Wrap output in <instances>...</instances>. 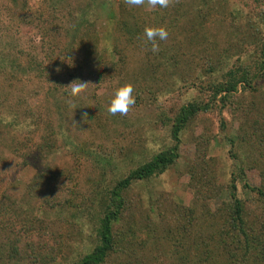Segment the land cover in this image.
I'll return each instance as SVG.
<instances>
[{
    "label": "rangeland",
    "instance_id": "obj_1",
    "mask_svg": "<svg viewBox=\"0 0 264 264\" xmlns=\"http://www.w3.org/2000/svg\"><path fill=\"white\" fill-rule=\"evenodd\" d=\"M88 1L92 24L80 25L83 39L72 42L73 15ZM263 8L264 0H171L165 9L125 0H0V264H74L89 252L109 189L173 144L163 115L206 102L219 64L251 59L264 34L263 27L256 41L251 36ZM123 21L139 29L128 35ZM150 26L169 32L156 53L144 36ZM79 80L87 87L72 97ZM122 84L133 86L136 104L112 116L108 100ZM252 85H238L233 103L197 114L180 133L176 162L123 191L106 264H225L226 249L203 263L178 254L195 248L204 258L206 246L215 249L231 175L258 228L264 203L243 182L262 184L264 145L244 136L252 122L239 116L251 103L252 112L264 111V75ZM260 248L257 264H264Z\"/></svg>",
    "mask_w": 264,
    "mask_h": 264
},
{
    "label": "trees",
    "instance_id": "obj_2",
    "mask_svg": "<svg viewBox=\"0 0 264 264\" xmlns=\"http://www.w3.org/2000/svg\"><path fill=\"white\" fill-rule=\"evenodd\" d=\"M90 11L94 13V8L88 1V3L85 4V6H83L78 13L73 15V18L75 17V22L70 33L72 42H78L83 39L81 34L84 29L80 25L92 24V22L89 21L86 16ZM156 13L158 12H153V14ZM256 17L258 19L257 21H260L262 25L261 28L259 25H255L256 27L252 25L255 34L251 33V36L254 38V40L257 37V34H261V29L264 27V8L258 12ZM124 22L125 21H123L122 24L124 25L125 32L128 35H132L134 30L139 29L138 26H127L126 22ZM237 48L242 49V44L240 43ZM249 55L251 56V59L248 61L238 58L236 60V64H233L229 68H225L219 64L218 71L220 73H218V79L216 81L211 80L208 83L210 97L206 102L190 101L188 103L182 104L172 117L169 118L167 115L162 116L164 121L170 123V135L174 141L173 144L163 150H160L149 160L131 169L124 178L120 179L113 187L109 189V195L105 197V200L107 199L108 202L105 204V207L103 206L104 208H102V210H100L95 216L97 221L95 226L97 241L93 248L89 252L81 255L74 264H106L115 248L113 225L120 214L121 207L124 204V198L122 195L123 191L133 181L143 180L151 176L158 175L167 170L176 162L179 156L178 144L180 141V133L182 129L186 127L189 121H191L200 112L211 109L216 103H220L221 107L226 104L233 103L232 97L238 90V85L244 91L246 89H254L252 88L253 80L264 75V34H262V40L259 43L254 44ZM210 71L212 72V70ZM255 109H258L257 105L251 103L247 109H242L239 118L241 119V122L244 123H250L249 121L252 122V124H250L251 127L249 128V131H244V136L247 137L250 133L253 142L252 145L258 146L260 144L264 145V111L261 110L262 112H252ZM256 116H258V118H254ZM0 123H2L1 118ZM245 126L246 125H240L241 129H243ZM248 126L249 125H247V127ZM221 129H224V123L221 124ZM244 136L242 138L246 139ZM229 142L231 146H235V143L233 140H231V138L229 139ZM230 153L232 157H236L233 150H231ZM261 175L263 179L260 186H250L246 181H244L243 188L246 192H251L256 195L258 201L264 203V168L262 169ZM35 181L37 182V180ZM236 181L237 177L231 175L229 182L230 201L226 204V228L223 233L218 232V237H216L213 244L215 249L210 251V249L207 250L206 246L204 258H200L201 254L196 252L195 248H190V250L186 249V252L182 253L183 255L178 254L180 257H182V261L191 259V263H194L192 260L196 261L197 263H203L208 260L209 254L211 257H214L215 255L221 253L223 249H226L223 251L225 252V264L258 263L259 258L256 252L258 247L262 246L260 250L262 249L264 253V219L259 221L257 217L254 218L253 221L259 222L260 224L258 228L254 226V222H248V217H250L248 213L249 211L246 209L242 199L237 195ZM2 209L4 210L5 207H0L1 213ZM257 230L259 231L257 232ZM201 239L202 237H199V241H201ZM226 239H230L233 249L228 248V242ZM205 241L206 240H203L201 243H204ZM185 242L188 243V240L186 239ZM194 250L195 252H193ZM184 258L187 259L184 260Z\"/></svg>",
    "mask_w": 264,
    "mask_h": 264
},
{
    "label": "clouds",
    "instance_id": "obj_3",
    "mask_svg": "<svg viewBox=\"0 0 264 264\" xmlns=\"http://www.w3.org/2000/svg\"><path fill=\"white\" fill-rule=\"evenodd\" d=\"M125 3L130 8L142 7L147 3L152 9L168 8L171 0H125ZM144 36L146 37V42H151V50L156 53L159 51V41H166L169 36V32L164 26H150L146 27L144 30ZM77 81V80H76ZM74 81L70 85V96L77 97L81 92H83L87 83L81 82L76 83ZM87 104V103H86ZM136 104V96L134 95V88L131 84H122L114 87L113 92L108 100V112L112 116L117 114L126 116L130 109Z\"/></svg>",
    "mask_w": 264,
    "mask_h": 264
}]
</instances>
